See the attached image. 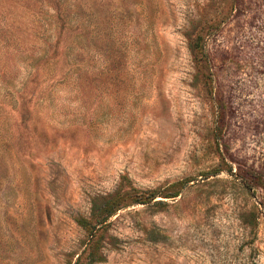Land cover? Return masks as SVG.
Segmentation results:
<instances>
[{
	"label": "rangeland",
	"instance_id": "obj_1",
	"mask_svg": "<svg viewBox=\"0 0 264 264\" xmlns=\"http://www.w3.org/2000/svg\"><path fill=\"white\" fill-rule=\"evenodd\" d=\"M63 70H62V69ZM264 0H0V264H264Z\"/></svg>",
	"mask_w": 264,
	"mask_h": 264
},
{
	"label": "trees",
	"instance_id": "obj_2",
	"mask_svg": "<svg viewBox=\"0 0 264 264\" xmlns=\"http://www.w3.org/2000/svg\"><path fill=\"white\" fill-rule=\"evenodd\" d=\"M62 69V68H61ZM63 70V69H62ZM251 181H247L245 186L247 188L259 187L264 189V183L260 177H255ZM129 201L128 203H121V197H112L103 200L102 202L93 203L91 214L88 218H80L78 219V223L88 230L89 232V248L87 252V256H85V260H82L80 256L76 260L75 264H93L98 260L97 257V247H98V234L97 231L103 225L106 224L107 220L116 213L118 209H120L123 205L130 203H146L155 198V196H150L143 198L141 195H128Z\"/></svg>",
	"mask_w": 264,
	"mask_h": 264
}]
</instances>
